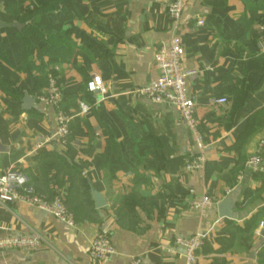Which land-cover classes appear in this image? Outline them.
I'll list each match as a JSON object with an SVG mask.
<instances>
[{
  "label": "crops",
  "instance_id": "obj_1",
  "mask_svg": "<svg viewBox=\"0 0 264 264\" xmlns=\"http://www.w3.org/2000/svg\"><path fill=\"white\" fill-rule=\"evenodd\" d=\"M172 0H2L0 23L24 24L41 12L51 24L69 13L62 30L69 41H47L33 34L31 63L10 28L0 29V173L11 168L28 173L37 193L61 199L75 227L15 202L0 206V238L34 231L48 245L0 252V264H101L89 256L95 236L105 232L115 248L107 264H184L176 238L200 234L204 243L196 264H264V172L245 169L246 160L264 151V0H188L177 35L183 47L181 66L187 79L203 142L200 152L177 110L157 104L137 91L153 80L154 54L171 36L167 5ZM246 1V2H245ZM203 21V26L198 25ZM58 67L61 109L76 114L66 146L54 142L35 149L51 136L55 110L36 100L46 91V72ZM99 77L102 90L87 94L85 85ZM8 89V90H7ZM6 90V91H5ZM33 100L24 108V97ZM225 99L226 103L216 102ZM105 129L112 132L129 172L105 181L101 168ZM263 142V145L260 144ZM203 154L205 166L186 164ZM105 206L96 209L90 191ZM135 193L161 199L127 207ZM210 197L205 214L192 202ZM231 202L230 218L217 207ZM262 224V226H261Z\"/></svg>",
  "mask_w": 264,
  "mask_h": 264
},
{
  "label": "built area",
  "instance_id": "obj_2",
  "mask_svg": "<svg viewBox=\"0 0 264 264\" xmlns=\"http://www.w3.org/2000/svg\"><path fill=\"white\" fill-rule=\"evenodd\" d=\"M188 0H172L166 9L167 16L171 22L170 40L160 46L154 54V65L157 71L156 77L146 86L137 92L157 104H168L177 110L180 121L189 129L195 146L201 152L203 150L202 138L199 134L198 122L195 117V104L189 94L187 79L194 72L185 71L181 66L183 47L180 37L177 35L181 15ZM204 22L199 21L198 25L203 26ZM58 67L46 75V91L36 98L37 102L43 106L55 110V129L51 136L37 140L35 149H40L44 145L54 142L59 146H66L70 135V125L74 117L86 116L89 107L80 102L78 111L71 114L61 109L62 91L58 84ZM86 91L90 94L98 93L102 90V81L99 77H92L85 85ZM225 99H220L216 104H225ZM263 145V142L260 144ZM1 156V155H0ZM205 166L203 154L199 155L192 162L186 164V170L197 171ZM245 169L253 174L264 172V155L260 153L250 156L245 162ZM19 202L36 208L52 216L54 219L69 227H75V220L67 210L61 199L49 200L37 193L30 175L19 169L11 168L0 173V206ZM215 202L208 196H203L199 200L192 202V207L199 210L200 214H205L213 209ZM262 226V224H261ZM204 243V236L200 234L189 238H176L173 242L175 247L183 249L184 264H196L197 253ZM48 245L44 238L34 231L20 236L9 235L0 238V252L9 250H31ZM115 255L109 236L105 232L98 233L89 245V256L92 260L101 264H107ZM127 264H144L141 258L131 259Z\"/></svg>",
  "mask_w": 264,
  "mask_h": 264
},
{
  "label": "trees",
  "instance_id": "obj_3",
  "mask_svg": "<svg viewBox=\"0 0 264 264\" xmlns=\"http://www.w3.org/2000/svg\"><path fill=\"white\" fill-rule=\"evenodd\" d=\"M246 2V1H245ZM226 4V0H216L215 5L222 7ZM73 19V16L69 13H58L57 14V23L51 24L47 16L44 13L38 12L33 14L28 21L29 26L26 30H24L22 33L19 32L20 30L11 29V32L14 33L17 36L18 41L21 43L23 48V58L24 63L29 64L31 63L32 57H31V51H32V45L28 41L30 37H32L33 34H39L42 36L47 37V41L51 42L56 40L61 41H69L65 32L62 30V26L66 21H69ZM0 43H1V37H0ZM6 61L5 54L2 52V49L0 47V61ZM55 67V65H52L48 71L46 72V75ZM46 78V77H45ZM0 88L4 90L5 84L0 79ZM8 90V89H7ZM6 91V90H5ZM87 94H90L86 91ZM105 135L107 137L106 140V148L102 155L101 159V168L105 172V181L107 183L113 182L116 180V175L118 172H129L130 168L129 166L121 159V152L119 149V146L112 134V132L108 129H105ZM261 155H264V151L260 153ZM163 198H154V199H142L139 198L135 193H131L128 198L125 199V205L127 207H134L135 205H138L140 202H147L150 203L154 200H160L161 205H163V201L161 200ZM52 200V199H49ZM65 205V204H64ZM68 210V209H67ZM69 211V210H68ZM264 212H261L258 216H256L253 219L252 227H257L259 222L261 221L262 215Z\"/></svg>",
  "mask_w": 264,
  "mask_h": 264
},
{
  "label": "water",
  "instance_id": "obj_4",
  "mask_svg": "<svg viewBox=\"0 0 264 264\" xmlns=\"http://www.w3.org/2000/svg\"><path fill=\"white\" fill-rule=\"evenodd\" d=\"M2 0H0L1 3ZM25 27L24 24H13L11 26H5L0 23V29L3 28H11L16 30H21ZM33 100L29 98V96L25 95L24 97V108L28 109L30 104H32ZM0 151L2 152V148L0 147ZM93 202L95 204L96 209H100L105 206V202L103 201V198L93 190L90 191ZM218 214L221 218H230V212H231V202L229 200H225L222 203H220L217 207ZM259 236L264 240V229H261L259 231Z\"/></svg>",
  "mask_w": 264,
  "mask_h": 264
}]
</instances>
